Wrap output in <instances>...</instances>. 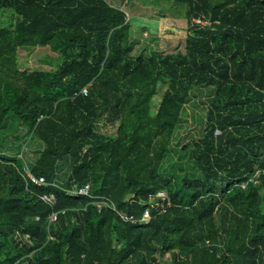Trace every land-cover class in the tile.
I'll list each match as a JSON object with an SVG mask.
<instances>
[{"label":"trees","instance_id":"16d2710c","mask_svg":"<svg viewBox=\"0 0 264 264\" xmlns=\"http://www.w3.org/2000/svg\"><path fill=\"white\" fill-rule=\"evenodd\" d=\"M130 1L0 0V264H264V0Z\"/></svg>","mask_w":264,"mask_h":264},{"label":"rangeland","instance_id":"374dc122","mask_svg":"<svg viewBox=\"0 0 264 264\" xmlns=\"http://www.w3.org/2000/svg\"><path fill=\"white\" fill-rule=\"evenodd\" d=\"M139 4L140 0H132V2L130 1L129 3H126V7L130 8V6L132 5V9H134V3ZM140 5V4H139ZM160 6L156 5L155 3H149V4H143V6L140 5V8L136 11V13L134 14L136 16V20L141 22V21H149L150 18H154L155 13L158 11ZM138 8V7H137ZM132 9H130V11H132ZM133 15V16H134ZM132 16V18H133ZM145 18H148L145 20ZM15 22V16L11 11H2L0 12V25H9V24H13ZM138 22V23H139ZM179 23L184 24L186 23V21L181 18L179 21ZM154 21L151 20L150 21V25L149 23L146 25L147 30H144L142 28V26H137L136 31L137 33L141 32L143 33V37L144 38H148V37H157L158 34V30L155 27V25L153 24ZM11 24V25H12ZM145 26V25H143ZM139 35V34H138ZM161 42V47L162 48H168L169 50H175L176 47L178 46L179 41H175L173 40L170 43V47H168V43L166 41L160 40ZM153 42H151L152 44ZM59 57H60V53L52 50L48 47H33V48H29V49H21L19 51V59L21 61V68L22 69H28V70H36V69H42V68H56L57 67V63L59 62ZM164 88L163 86L160 87V95H158V97L155 98V103H158L161 97V94L163 93ZM191 107V106H190ZM119 125L118 123L115 124H110V123H106L104 119H101L98 121V123L96 124V130L98 132L104 133L106 135L109 136H117V127ZM184 131H182L183 134ZM13 143V141H12ZM9 145V143H8ZM23 147V151L22 154L24 156V158L26 159V161H28V163L30 164L31 162L34 161V158L38 155V145L37 143H35V141L30 138L29 141L27 143L22 144ZM13 150V148H12ZM10 152V151H9ZM11 153V152H10ZM257 179V178H255ZM252 179V180H255ZM167 258L169 259V255H167Z\"/></svg>","mask_w":264,"mask_h":264},{"label":"built area","instance_id":"2783aa9c","mask_svg":"<svg viewBox=\"0 0 264 264\" xmlns=\"http://www.w3.org/2000/svg\"><path fill=\"white\" fill-rule=\"evenodd\" d=\"M198 22H201V23H204V21H201V20H198ZM82 93L86 94L87 93V89H84L82 91ZM220 133L219 130H216V134ZM26 170H27V176H28V179L30 181H32L33 183L37 184V185H43L45 183V178L44 177H37L35 176L29 169L28 166H25ZM255 178H258L259 177V172L257 174H255L254 176ZM90 190H91V185L88 183V184H85L83 185L78 191H74L72 192L71 194L73 196H77V195H90ZM157 198H159V201H157V204H161L162 207H165V203H167V205H171V202L169 201L168 199V195L166 192L164 191H161V192H158L156 194ZM154 198V197H153ZM42 199L47 202V203H50V204H55L56 202V199L53 195H43L42 196ZM96 205L98 206V208L101 210L104 206H107L108 204L106 202H100V203H96ZM114 208V207H113ZM65 211H62V214H64ZM127 220H130L132 219V222H134L135 220L133 218H128V217H125ZM58 220V213H53L51 216H50V222H55ZM143 220H150V213L149 211H146L145 212V215L143 217ZM16 264H20V262H17Z\"/></svg>","mask_w":264,"mask_h":264}]
</instances>
